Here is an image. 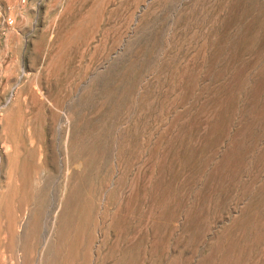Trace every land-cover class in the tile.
<instances>
[{"label":"rangeland","instance_id":"374dc122","mask_svg":"<svg viewBox=\"0 0 264 264\" xmlns=\"http://www.w3.org/2000/svg\"><path fill=\"white\" fill-rule=\"evenodd\" d=\"M0 113L17 137L42 119L61 164L69 117L80 158L104 155L97 176L118 170L107 138L124 132V179L140 173L141 194L158 149L155 190L174 202L152 226L140 198L122 236L155 242L144 264H264V0H0Z\"/></svg>","mask_w":264,"mask_h":264},{"label":"bare ground","instance_id":"6f19581e","mask_svg":"<svg viewBox=\"0 0 264 264\" xmlns=\"http://www.w3.org/2000/svg\"><path fill=\"white\" fill-rule=\"evenodd\" d=\"M56 63L53 66L51 63L52 68L46 69L47 77L56 72ZM68 119L70 120L69 117ZM41 120L37 115L33 117L30 120L31 128L26 129L23 125L19 137L9 131L7 133L0 126V264H106L104 260L108 264H144L145 256L158 260L155 242L148 251L138 249L137 235L130 239L128 237L126 245L122 244L127 224L125 215L131 213L136 201L143 197L150 202L144 218L152 226L157 225V220L164 215L166 207L174 202V195L164 192L159 196V192L155 190L156 174L159 173L161 161V158L155 156L158 149L155 148L156 152L148 150L145 155L144 164L148 166L150 176L144 179L146 190L141 194L138 191L140 173L128 182L124 179L121 161L124 132L116 133L114 137L106 136L108 144L115 145L114 148L117 149L115 158L118 174L110 168V174L97 176L106 169L103 167L104 155L94 152L89 155V159L80 158L79 147L83 140L79 134L71 131V121L68 120L63 131L64 149L59 153L63 155V160L60 159L62 164L59 161V166L55 153L48 152L41 146L45 125ZM57 121L58 119L53 118L52 128ZM8 162L12 166L13 188L3 185ZM58 174H61L62 179L59 185L56 184ZM108 205L110 208L111 205L114 207L113 211L112 208L108 209ZM109 233L114 235L115 240L104 251V242ZM135 254H139L137 258ZM155 263L156 261L152 264Z\"/></svg>","mask_w":264,"mask_h":264}]
</instances>
